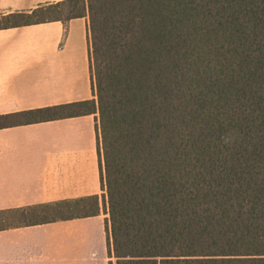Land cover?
I'll return each mask as SVG.
<instances>
[{
  "label": "trees",
  "instance_id": "trees-1",
  "mask_svg": "<svg viewBox=\"0 0 264 264\" xmlns=\"http://www.w3.org/2000/svg\"><path fill=\"white\" fill-rule=\"evenodd\" d=\"M75 18L92 99L0 129L96 114L101 202L3 210L0 231L102 210L108 264H264V0H62L0 30Z\"/></svg>",
  "mask_w": 264,
  "mask_h": 264
},
{
  "label": "crops",
  "instance_id": "crops-1",
  "mask_svg": "<svg viewBox=\"0 0 264 264\" xmlns=\"http://www.w3.org/2000/svg\"><path fill=\"white\" fill-rule=\"evenodd\" d=\"M62 0H0V16ZM92 99L87 19L0 30V115ZM97 115L0 129V211L103 195ZM101 206V203H100ZM99 215L0 231V264H108Z\"/></svg>",
  "mask_w": 264,
  "mask_h": 264
},
{
  "label": "rangeland",
  "instance_id": "rangeland-1",
  "mask_svg": "<svg viewBox=\"0 0 264 264\" xmlns=\"http://www.w3.org/2000/svg\"><path fill=\"white\" fill-rule=\"evenodd\" d=\"M32 0H28V4L31 2ZM20 20V19H19ZM20 21H22V20H20ZM112 261H114L113 259H112Z\"/></svg>",
  "mask_w": 264,
  "mask_h": 264
}]
</instances>
